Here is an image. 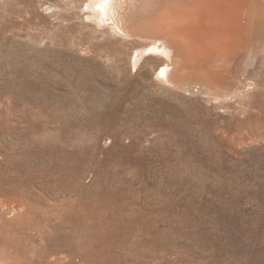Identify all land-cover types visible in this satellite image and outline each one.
Masks as SVG:
<instances>
[{"label": "rangeland", "instance_id": "374dc122", "mask_svg": "<svg viewBox=\"0 0 264 264\" xmlns=\"http://www.w3.org/2000/svg\"><path fill=\"white\" fill-rule=\"evenodd\" d=\"M87 1L0 0V261L264 264V117L132 75Z\"/></svg>", "mask_w": 264, "mask_h": 264}, {"label": "bare ground", "instance_id": "6f19581e", "mask_svg": "<svg viewBox=\"0 0 264 264\" xmlns=\"http://www.w3.org/2000/svg\"><path fill=\"white\" fill-rule=\"evenodd\" d=\"M82 14L94 31L115 40L110 47L120 51V43L129 44L132 75L150 65L162 88L200 95L216 111L244 115L236 114L235 121L259 126L264 0H88ZM258 129L264 133V125Z\"/></svg>", "mask_w": 264, "mask_h": 264}]
</instances>
